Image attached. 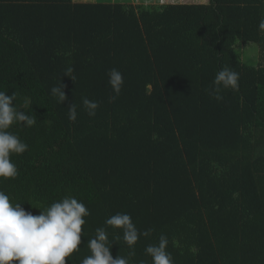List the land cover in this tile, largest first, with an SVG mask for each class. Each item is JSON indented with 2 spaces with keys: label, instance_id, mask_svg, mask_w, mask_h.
Segmentation results:
<instances>
[{
  "label": "trees",
  "instance_id": "trees-1",
  "mask_svg": "<svg viewBox=\"0 0 264 264\" xmlns=\"http://www.w3.org/2000/svg\"><path fill=\"white\" fill-rule=\"evenodd\" d=\"M182 2L0 0V91L29 99L37 121L10 127L28 150L10 157L19 175L0 190L33 215L65 196L85 204L66 264L91 254L98 227L113 258L128 257L122 230L105 225L117 213L153 230L129 264H151L144 250L161 234L173 264H264V0ZM251 44L258 58L243 56ZM224 67L239 87L217 101L207 90ZM83 98L98 103L94 117Z\"/></svg>",
  "mask_w": 264,
  "mask_h": 264
},
{
  "label": "clouds",
  "instance_id": "clouds-1",
  "mask_svg": "<svg viewBox=\"0 0 264 264\" xmlns=\"http://www.w3.org/2000/svg\"><path fill=\"white\" fill-rule=\"evenodd\" d=\"M83 2H98L83 1ZM102 3V2H101ZM122 3V2H108ZM259 28L264 29V20L259 23ZM73 68L68 67L64 76L72 81ZM108 85L114 95L115 101L119 96L124 80L121 72L115 68L108 73ZM59 82L58 86L51 88V95L57 103L64 102L67 97ZM239 87V74L229 67L218 71L212 82V87L207 91L217 101L223 100L224 90H237ZM18 93L6 95L5 90L0 91V178H15L19 175L17 166L10 157L23 154L28 150V145L19 136L9 129L13 125L32 127L37 123L30 111L31 101L25 98L23 106H18L16 101ZM13 101L15 104L13 105ZM82 105L87 115L94 117L98 103L88 98H83ZM68 119L75 122L77 119V105L72 103L68 107ZM40 209L38 215L26 211L21 203H12L10 196L0 190V264H66V258L79 250L81 244L82 226L84 217L88 216L89 209L83 202L75 197L65 196L62 199L43 207L32 206ZM106 226L122 230L123 242L129 249L128 257L135 256L134 246L141 236L147 238L152 229L139 231L127 213H117L105 221ZM169 240L161 234L158 242L146 246L145 255L151 258V264H173L171 254L167 251ZM90 255L85 256L81 264H129V258L116 256L110 252L108 233L105 227L95 229L94 238L87 242ZM112 245V244H111ZM141 264H144L142 261Z\"/></svg>",
  "mask_w": 264,
  "mask_h": 264
},
{
  "label": "rangeland",
  "instance_id": "rangeland-1",
  "mask_svg": "<svg viewBox=\"0 0 264 264\" xmlns=\"http://www.w3.org/2000/svg\"><path fill=\"white\" fill-rule=\"evenodd\" d=\"M93 1V0H90ZM95 1V0H94ZM98 2H122V3H133L135 5L138 4H162V3H184L182 1L185 0H97ZM191 2H199V3H205L208 2V0H191ZM187 2V3H191ZM258 46L251 44L250 46H244L242 49L243 56H252L258 58ZM246 59H250V58Z\"/></svg>",
  "mask_w": 264,
  "mask_h": 264
},
{
  "label": "crops",
  "instance_id": "crops-1",
  "mask_svg": "<svg viewBox=\"0 0 264 264\" xmlns=\"http://www.w3.org/2000/svg\"><path fill=\"white\" fill-rule=\"evenodd\" d=\"M73 1H74V2H78V3H79V2H83V1H80V0H79V1H78V0H73ZM102 3H108V2H102Z\"/></svg>",
  "mask_w": 264,
  "mask_h": 264
}]
</instances>
